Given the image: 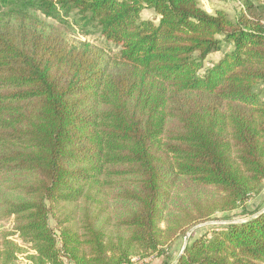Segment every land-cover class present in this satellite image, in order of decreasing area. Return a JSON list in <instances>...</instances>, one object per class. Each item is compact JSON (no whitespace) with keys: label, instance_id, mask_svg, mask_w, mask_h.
<instances>
[{"label":"trees","instance_id":"obj_1","mask_svg":"<svg viewBox=\"0 0 264 264\" xmlns=\"http://www.w3.org/2000/svg\"><path fill=\"white\" fill-rule=\"evenodd\" d=\"M263 188L262 0H0V264H264Z\"/></svg>","mask_w":264,"mask_h":264},{"label":"rangeland","instance_id":"obj_2","mask_svg":"<svg viewBox=\"0 0 264 264\" xmlns=\"http://www.w3.org/2000/svg\"><path fill=\"white\" fill-rule=\"evenodd\" d=\"M242 2L243 0H200L202 8L205 9L207 12L212 13L215 8H221L225 10L232 19H235L239 14L240 9L242 8ZM262 3L264 4V0H262ZM142 17L145 20H153L156 24L159 23V19H160V16L149 8L143 9ZM78 35L85 40L91 41L97 46L105 47V48L111 47L113 50L118 51V47L115 44L106 41L98 32H93L89 35H81V34ZM218 57L219 54H213L209 56V58L206 61V64L209 65L210 63L218 59ZM248 204H249V208L251 209H254L259 205H264V188L262 192L259 195L254 196L249 201ZM223 215L224 214H218L217 216L218 217L222 216L223 218ZM210 222L211 223L209 224L198 227L196 230H194L192 234L197 232V235H201L205 232H208L209 230H212L211 229L212 227L225 223V221H221L220 219H214L211 220ZM51 225L55 226V222L53 219L51 220ZM5 226L7 227L9 225L6 224ZM184 242H185V236L176 240L172 248L171 247L168 248V252L171 253L172 256H175L183 247ZM27 254L28 251L23 253L22 256H20V258L18 259V262L16 264H30ZM131 264H163V257H159L157 254L142 255L141 253H139L133 256Z\"/></svg>","mask_w":264,"mask_h":264},{"label":"water","instance_id":"obj_3","mask_svg":"<svg viewBox=\"0 0 264 264\" xmlns=\"http://www.w3.org/2000/svg\"><path fill=\"white\" fill-rule=\"evenodd\" d=\"M262 211H264V210H262ZM259 214H260V213H257V214H255V215L251 216L249 219H251V218H253V217H255V216L259 215ZM209 223H211V222L209 221V222H207V223H203V224L196 225V226H194L193 228H191V229L188 231V233H187L186 236H185V242H184V246H183V249H182V251H181V254L184 252L185 247H186L187 243L189 242V240H190V236H191V234L194 232V230H196L198 227H200V226H202V225H206V224H209ZM181 254L178 256L177 260L180 258Z\"/></svg>","mask_w":264,"mask_h":264}]
</instances>
